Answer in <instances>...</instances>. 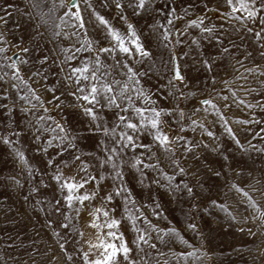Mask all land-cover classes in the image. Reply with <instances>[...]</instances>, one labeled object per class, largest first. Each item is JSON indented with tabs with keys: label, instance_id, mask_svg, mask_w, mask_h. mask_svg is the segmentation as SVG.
Returning <instances> with one entry per match:
<instances>
[{
	"label": "rangeland",
	"instance_id": "obj_1",
	"mask_svg": "<svg viewBox=\"0 0 264 264\" xmlns=\"http://www.w3.org/2000/svg\"><path fill=\"white\" fill-rule=\"evenodd\" d=\"M79 3L83 29L73 22L74 17H64L70 11L68 0H0V35L5 37L0 41L4 47L0 52V264H85V254L96 258L102 251L100 238L106 239L108 231L88 223L96 208L121 221L115 230L123 235L130 249L128 260L135 264H264V223L249 203L264 211V24L260 18L236 19L226 0H154L139 12L135 0ZM5 4L13 5L6 9L8 15ZM93 12L125 33L126 22L133 24L149 51L146 57H127L135 77L130 78L123 67V54H99L101 64L95 65L85 38L94 51L108 40ZM82 45L83 50L77 51ZM172 53L184 76L182 82L171 78ZM14 60L19 79L13 78L16 69L10 65ZM82 63L90 65L88 81L108 83L113 94L126 84L124 95L131 105L165 109L158 126L169 137L183 139L170 140L165 150L145 128L128 133L137 137L136 148L116 143L125 129L115 114L132 116L130 109L121 112L128 99H119V108L93 106L103 124L115 131L88 132L90 118L80 110L79 101L73 103L68 95V85L76 87V82L66 80L71 75L69 65ZM91 71L99 79H93ZM5 89L7 96L2 95ZM137 89L148 99L138 95ZM33 94L39 99H33ZM54 94L58 99L53 100ZM202 99L212 104L204 105ZM192 120L198 123L193 125ZM57 124L64 127V133ZM208 131L214 135L208 136ZM64 135L73 147L57 139ZM73 155L79 160H72ZM48 159L53 160L51 165ZM80 161L88 168L79 170ZM57 170L63 178L87 181L74 195H95L68 205L61 196L64 180L53 179ZM185 186L192 189L190 195ZM117 188L119 195L114 191ZM125 188L131 192L127 200ZM105 194L112 199L104 200ZM103 211L96 213L98 225L106 219ZM140 233L147 243H133ZM60 244L65 247L61 249ZM117 260L128 264L123 254Z\"/></svg>",
	"mask_w": 264,
	"mask_h": 264
},
{
	"label": "snow or ice",
	"instance_id": "obj_2",
	"mask_svg": "<svg viewBox=\"0 0 264 264\" xmlns=\"http://www.w3.org/2000/svg\"><path fill=\"white\" fill-rule=\"evenodd\" d=\"M154 0H135L136 3V11L139 12L141 9H144L146 6H149L151 3H153ZM61 3H63V0H61ZM226 3L230 9L231 14L234 15V17L238 20H245V19H253V18H260L261 24H264V0H226ZM13 7V5L5 4L4 5V14L8 15L9 13L6 11V9ZM69 12H66L64 14V17L72 16L75 18L73 21L74 23L78 22V26L83 29L85 28V23L83 21V18L80 13V9L77 4V0H68ZM91 7V5H89ZM115 7L117 9L121 8V4L119 2L115 3ZM75 8V11H71V9ZM210 10L206 6V11ZM159 11V9H157ZM237 12L243 13V15H236ZM93 15L96 18V21L100 25L103 26L106 39L108 40L107 45L105 46H99L94 49V45L87 41V38H85V43L87 44V48L90 52H92L93 56L95 57L94 63L96 66H99L101 64L100 56L99 54H109L112 57H116L117 55L123 54L125 56V63L123 67L127 70V73L130 78L135 77L137 73L133 70L131 66L127 63V57L129 56H137V57H146L149 55V51L143 44L140 43V38L137 35L135 28L132 23L126 22V33L120 31L119 29L113 27L111 23L99 13L93 12ZM225 15H228V13H225ZM64 17H61L63 19ZM169 17V23H171V20L173 18V12L168 13ZM120 19L122 21H125L126 18L124 16H121ZM190 23H196V21H190ZM59 27V26H57ZM204 31H211V29H203ZM249 32L252 31V29H247ZM75 34V33H74ZM59 35V33H57ZM67 35V34H65ZM169 33L165 31L163 33L164 39L167 40ZM257 37L261 36L260 32L256 33ZM5 37L3 35H0V41H4ZM131 45V47H130ZM83 45L80 49H77V51H82ZM4 51V47H0V52ZM23 51H27V49H23ZM64 51H67L64 49ZM261 55H264V53H261ZM44 60L47 59V57L43 58ZM68 59H74V57H68ZM171 62H172V69H171V78L177 82H182L184 80V76L181 73L179 66L176 64L177 56L172 53L170 56ZM203 63L207 66L209 64V61H203ZM12 68L16 69V72L13 73L14 79H19V77L16 75V73L19 72V69L16 66V62L13 61L10 65ZM70 73L71 75L66 76V80L69 83H72L73 80L76 82L75 90L68 93L69 96L73 97L74 99L81 101L82 103L79 105L80 110L90 118L89 120V127L86 129L88 132H103L105 134L109 133L110 131H115V129H110L108 126L103 124V117L101 116L100 112L94 110L95 108L98 109H105V108H119L120 105L118 103L119 99H128L129 103L125 104L123 109H121V112L126 113L129 109L131 110L132 116L129 117L125 114L116 113V120L117 122L124 125V131L120 132V139L116 141L118 144H122L124 146H128L131 148H136V139L137 137L135 135L128 134L131 133H138L144 131L145 128L148 129L149 133L151 134L154 142H158V144L164 148L165 150H168L169 148V141H175V140H182V137L179 136H173L169 137L166 133L162 132L160 127L158 125L161 124V116L166 111L165 109H160L157 107L152 108H144V107H136L134 105H131L130 98H128L126 95H124L125 89L127 88V85L121 87L120 92L113 94L114 90L109 86L108 83L103 84H97L92 83L91 81H88V72L90 71V65L89 63H82L80 66L72 67L69 65ZM139 75L143 76L145 73L141 72ZM91 76L93 79H99L97 76L96 71H91ZM84 81H88V83H84ZM115 83H119L118 81H114ZM136 83H140L139 80L135 81ZM23 83V81H21ZM13 88L17 87L16 84L11 85ZM54 91V90H52ZM137 94L144 97V99H148V96L145 95L144 91L141 89L136 90ZM101 93H103V97L101 98ZM183 95V93H181ZM2 95L7 96L8 92L5 89ZM33 99H39V97L35 96L33 94ZM58 99V97L54 94L53 100ZM264 99V98H262ZM25 103H30V101L27 99V97H24ZM200 103L204 105H211L212 101L210 99H202ZM87 105V106H84ZM59 106V105H58ZM227 107V105H225ZM249 108L252 107L251 104L248 105ZM22 111H27V109H22ZM47 109L45 108V112ZM133 118H136L138 122H134ZM180 118L183 119V111L180 112ZM223 119V116L220 117ZM191 123L193 125H196L198 123L197 120H192ZM245 123H248V121H245ZM56 128L60 130L61 133H64L65 129L61 124H57ZM201 128H203V125H201ZM183 130V129H181ZM226 131L233 136V139L235 140V135L232 133V130L230 128L226 129ZM17 135L19 133H16ZM208 136H213L214 133L208 131ZM39 139V137H37ZM58 140H60V143L63 144L65 141H68V146L73 147V144L71 142V139L67 135H64L62 137H57ZM74 139V137H73ZM3 140L5 143L9 142L8 136H4ZM236 143L239 144V141L236 140ZM140 147H147L144 144H140ZM219 147V145H217ZM185 151L188 150V147H185ZM64 148H60V152H63ZM17 155L20 156V159L23 160V155L18 153ZM72 160H79V156L73 155ZM109 162L111 161V157L108 158ZM139 162V161H137ZM47 163L51 165L53 163L52 159H48ZM173 164L176 163V161H172ZM81 168L79 170H84L88 168V165L85 164L83 161H80ZM145 167H150V165H145ZM181 172L184 171L183 168L179 169ZM118 178L122 179V176H120V170L116 169ZM103 175L99 176V179H103ZM56 181L64 180L63 183L60 184L61 189V196L63 200L68 204L72 205L73 201H85L90 200L92 196L95 195V193H84L82 195H74V190L77 188H81L84 184L87 183L86 180H79V181H73L70 178H63L61 176V173L59 170L56 171L55 176L53 177ZM89 179H94L93 177H89ZM171 180L172 178L169 177ZM186 187L187 193L190 195L192 193V189L190 187ZM64 189H67V194H64ZM176 191H179V188L177 187L175 189ZM35 191V189H33ZM114 191L117 193V195L120 194V189H114ZM125 192H128V196L125 197V199H129L131 197V192L125 188ZM247 195V194H245ZM104 200H111L112 197L110 195L105 194L103 196ZM57 204H59V200L56 201ZM213 203H215L213 201ZM250 205L256 209L259 212V215L261 217V222L264 223V211H260L258 206L255 205L253 201H249ZM56 212H61V208L58 206H54ZM159 207V205H157ZM103 211L100 208H96L92 211L91 216L92 219L88 221L89 224H91L92 227L98 228V227H106L108 231L104 233V236L107 237L106 239L101 237L98 247L102 249V251L96 256L94 259H89L88 255H84V261L85 264H118L117 256L118 254H123L125 260L128 261V264H135V261L128 260V253L130 252L129 247L127 246V243L123 239V235L118 233L115 229L118 225H120L121 221L115 218V216H109L108 211H103V215L106 218L105 221L102 224L97 223L96 221V213ZM79 212V209H77V213ZM143 215V213H141ZM65 220H67V217H64ZM129 219L131 221H136L137 217L135 215H130ZM146 219V218H145ZM51 223V221H49ZM134 226V225H133ZM61 227H64V225H61ZM190 228H194V225H188ZM139 231V230H138ZM171 231H175L174 229ZM113 240H118L119 243H113ZM138 241H144L147 243V241L144 240V234L140 233L138 234L137 238L133 243H137ZM59 247L63 249L65 247L64 244H60ZM90 245V249H91ZM155 247V245H153Z\"/></svg>",
	"mask_w": 264,
	"mask_h": 264
},
{
	"label": "crops",
	"instance_id": "obj_3",
	"mask_svg": "<svg viewBox=\"0 0 264 264\" xmlns=\"http://www.w3.org/2000/svg\"><path fill=\"white\" fill-rule=\"evenodd\" d=\"M77 4H78V7L80 8V3H79V0H77ZM73 9H75V8H73ZM86 32H84V33H82L83 35L85 34ZM88 34H89V32H87ZM84 37H86V36H84ZM70 50H73V54L75 53V48L73 47L72 49L70 48ZM69 50V48H68V51H70ZM14 61H16V60H14ZM69 61V60H68ZM70 63H71V61H70ZM176 64L178 65V63L176 62ZM68 87H71V92L72 91H74L75 90V84L73 83L72 84V86H70V85H68ZM68 92H69V90H68ZM70 93V92H69ZM67 101H68V103L69 102H71V100H69V99H67ZM73 103H75V99H73V101H72ZM79 103L81 104L82 102L81 101H79Z\"/></svg>",
	"mask_w": 264,
	"mask_h": 264
},
{
	"label": "water",
	"instance_id": "obj_4",
	"mask_svg": "<svg viewBox=\"0 0 264 264\" xmlns=\"http://www.w3.org/2000/svg\"><path fill=\"white\" fill-rule=\"evenodd\" d=\"M16 57V54L14 53L13 55H12V58H15Z\"/></svg>",
	"mask_w": 264,
	"mask_h": 264
}]
</instances>
